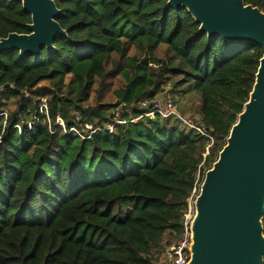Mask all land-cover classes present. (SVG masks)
I'll use <instances>...</instances> for the list:
<instances>
[{
    "label": "trees",
    "instance_id": "16d2710c",
    "mask_svg": "<svg viewBox=\"0 0 264 264\" xmlns=\"http://www.w3.org/2000/svg\"><path fill=\"white\" fill-rule=\"evenodd\" d=\"M55 1L67 31L55 49L0 55V264H154L164 235L182 234L264 50L208 38L168 0ZM31 21L22 2L0 0V38ZM176 76L201 95L215 136L206 157L200 135L139 107Z\"/></svg>",
    "mask_w": 264,
    "mask_h": 264
},
{
    "label": "water",
    "instance_id": "95a60500",
    "mask_svg": "<svg viewBox=\"0 0 264 264\" xmlns=\"http://www.w3.org/2000/svg\"><path fill=\"white\" fill-rule=\"evenodd\" d=\"M14 1L31 15L30 33L0 38V55L55 49L57 36L67 35L56 1ZM167 5L186 8L208 38L251 42L264 50V11L245 0H168ZM195 209L187 264H264V54L250 98L205 174Z\"/></svg>",
    "mask_w": 264,
    "mask_h": 264
},
{
    "label": "built area",
    "instance_id": "2783aa9c",
    "mask_svg": "<svg viewBox=\"0 0 264 264\" xmlns=\"http://www.w3.org/2000/svg\"><path fill=\"white\" fill-rule=\"evenodd\" d=\"M140 106L142 109L147 110L146 116L155 117L160 116L163 120L175 121L178 123L182 129L186 131H192L207 141V148L205 156L210 153V148L215 143V136L208 128L205 120L203 117H190L185 115L178 106L177 102L168 100L166 102H161L158 99L154 98H145L140 102ZM44 108H47L46 104H43ZM58 124L64 126V122L61 118ZM120 123L124 121H118ZM33 123V122H32ZM19 127V126H18ZM87 128H91L89 125H86ZM114 128V124L110 125L109 132L112 133ZM72 131L75 128L71 129ZM100 128H96L95 131H100ZM199 178L198 175L193 193L196 192L198 185H199ZM189 207L188 212L185 214V218L183 220V231L182 234L167 248L163 260L161 264H187L190 259V250L189 246L192 243V231H191V223L194 218V211L192 209V205L190 201L192 197L189 198Z\"/></svg>",
    "mask_w": 264,
    "mask_h": 264
},
{
    "label": "rangeland",
    "instance_id": "374dc122",
    "mask_svg": "<svg viewBox=\"0 0 264 264\" xmlns=\"http://www.w3.org/2000/svg\"><path fill=\"white\" fill-rule=\"evenodd\" d=\"M137 53H138V56H142V58L147 54V52L144 50H138ZM155 55H157V52L155 53ZM182 80H183L182 76H176V77H171L170 79H166V82L162 86V90L155 96V98L161 102H166L168 100L175 101V102H177L178 106L180 107V110L185 115L190 116V117H198V116L201 117L202 116L200 114V105L202 102L201 95L197 91H195L191 87L190 84L185 83V84L180 85V82ZM1 89L2 88L0 87V90ZM8 103L12 104V99L8 100ZM139 107L141 108L140 105H139ZM113 112L117 113V110H115ZM59 121L60 120H58L57 123ZM167 124L168 125H174V124L177 125L178 123H176L175 121H169V122H167ZM206 148H207V146H206ZM204 157H206L205 154H204ZM202 175L203 174L201 173L200 178H199V185H198L196 192L193 193V191H192V194H191L192 200L190 201V203L192 205V209L194 211V214H195V210H196L195 209V200H196L197 195L200 193L201 185L203 183V180L201 179ZM194 187H195V185H194ZM193 190H194V188H193ZM176 239L177 238L173 234H171L170 232H167L164 235V238L162 239L161 243L152 249L151 255L153 257L154 264H161V262L163 260V256H164L167 248ZM170 242H172V243L170 244Z\"/></svg>",
    "mask_w": 264,
    "mask_h": 264
}]
</instances>
